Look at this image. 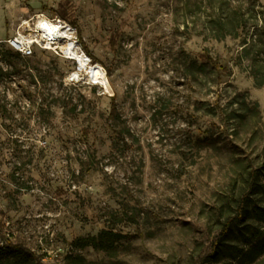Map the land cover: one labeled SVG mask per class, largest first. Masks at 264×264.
Masks as SVG:
<instances>
[{"label": "rangeland", "instance_id": "rangeland-1", "mask_svg": "<svg viewBox=\"0 0 264 264\" xmlns=\"http://www.w3.org/2000/svg\"><path fill=\"white\" fill-rule=\"evenodd\" d=\"M41 15L110 93L3 43ZM253 60L264 80V0H0V264H212L264 161Z\"/></svg>", "mask_w": 264, "mask_h": 264}, {"label": "trees", "instance_id": "trees-1", "mask_svg": "<svg viewBox=\"0 0 264 264\" xmlns=\"http://www.w3.org/2000/svg\"><path fill=\"white\" fill-rule=\"evenodd\" d=\"M60 16L65 15L60 12ZM254 46L245 40L241 54L247 57ZM201 59L219 71H226L208 55ZM249 73L256 86L264 84V80L258 78L260 72L255 70V60ZM210 259L212 264H264V161L259 167V175H255V180L249 183L247 192L240 198L236 212L222 223L211 252L205 257L207 261Z\"/></svg>", "mask_w": 264, "mask_h": 264}, {"label": "built area", "instance_id": "built-area-1", "mask_svg": "<svg viewBox=\"0 0 264 264\" xmlns=\"http://www.w3.org/2000/svg\"><path fill=\"white\" fill-rule=\"evenodd\" d=\"M13 52L22 57L33 56L36 50H50L56 55L74 62L76 71L84 70L76 57L86 65L92 64L81 48L77 29L71 23L58 17H37L33 27L17 31L3 40Z\"/></svg>", "mask_w": 264, "mask_h": 264}, {"label": "bare ground", "instance_id": "bare-ground-1", "mask_svg": "<svg viewBox=\"0 0 264 264\" xmlns=\"http://www.w3.org/2000/svg\"><path fill=\"white\" fill-rule=\"evenodd\" d=\"M79 57V56H78ZM77 58V60L80 62L82 68L84 67L85 73L87 75L88 80L90 83L94 85L100 86L105 92H111V87L109 84V81L107 79V76L103 70V68L98 64H88L86 65L80 58ZM74 76L79 77V74L76 72L74 73Z\"/></svg>", "mask_w": 264, "mask_h": 264}]
</instances>
